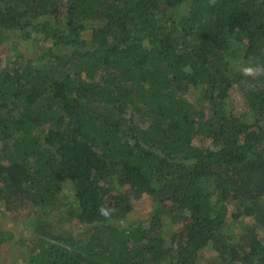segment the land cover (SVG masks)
<instances>
[{
    "label": "trees",
    "instance_id": "obj_1",
    "mask_svg": "<svg viewBox=\"0 0 264 264\" xmlns=\"http://www.w3.org/2000/svg\"><path fill=\"white\" fill-rule=\"evenodd\" d=\"M0 264H264V0H0Z\"/></svg>",
    "mask_w": 264,
    "mask_h": 264
},
{
    "label": "rangeland",
    "instance_id": "obj_2",
    "mask_svg": "<svg viewBox=\"0 0 264 264\" xmlns=\"http://www.w3.org/2000/svg\"><path fill=\"white\" fill-rule=\"evenodd\" d=\"M42 28L41 24H38L36 26V31L39 32ZM30 47H36L35 45V41L30 40L28 43V48ZM23 48V47H22ZM26 48V47H25ZM28 49V48H26ZM230 60L232 62V65L234 68L236 69H240V68H244L242 66H246L249 65L244 59L243 57H241V55L237 52L234 53V55L230 56ZM250 68V67H248ZM231 102L234 104V106L239 109L240 111H242L243 109L246 108V104H245V97L243 96V94L236 88L234 87L231 91ZM250 113V112H247ZM72 188V185H66L65 186V190L70 191ZM137 212L134 213L132 215V217H134V219H136L137 217H145L147 214L152 213L154 208H153V204L151 203V201L147 198L146 200H143L141 202L137 203ZM4 220L6 222L9 221V219L4 218ZM237 229H239V226L237 227ZM20 234H24V233H20ZM167 240L168 242L173 243V241H178L181 238L184 237V229L183 226L180 224H170L168 225V230H167ZM17 244H12L10 243L9 245L5 246L3 248V253L4 256L6 255L7 258H12L14 256V254H17Z\"/></svg>",
    "mask_w": 264,
    "mask_h": 264
}]
</instances>
